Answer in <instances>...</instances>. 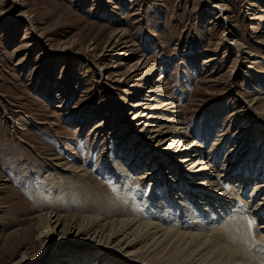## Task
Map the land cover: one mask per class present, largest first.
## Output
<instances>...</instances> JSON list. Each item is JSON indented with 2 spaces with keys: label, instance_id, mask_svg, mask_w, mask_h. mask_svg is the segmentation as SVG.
<instances>
[{
  "label": "rangeland",
  "instance_id": "obj_1",
  "mask_svg": "<svg viewBox=\"0 0 264 264\" xmlns=\"http://www.w3.org/2000/svg\"><path fill=\"white\" fill-rule=\"evenodd\" d=\"M143 111L182 124L196 146L178 156L202 155L232 186L245 177L237 195L262 202L264 0H0V264L74 260L77 242L39 236L55 202L109 222L126 190L185 193L198 166L153 141Z\"/></svg>",
  "mask_w": 264,
  "mask_h": 264
},
{
  "label": "bare ground",
  "instance_id": "obj_2",
  "mask_svg": "<svg viewBox=\"0 0 264 264\" xmlns=\"http://www.w3.org/2000/svg\"><path fill=\"white\" fill-rule=\"evenodd\" d=\"M148 92L155 94L154 87H150ZM151 100L156 99L144 101L149 103ZM166 103L164 107L170 105ZM141 105L144 106L141 103L132 107ZM144 108L149 111L162 109L153 103L145 104ZM151 113H136L135 117L140 121L137 124L146 126V132L150 127L152 140L160 141L161 147L171 150L175 144L180 147L181 149L174 146L176 148L173 154L177 157L179 166L184 163H191L194 168L198 166L191 175L200 174L197 177L201 180L190 177L189 174L187 177L190 178L185 180L191 184L188 189L182 185L186 191L178 194L179 199L177 196L169 198L173 187L168 190L159 189V192L145 201L126 192L127 190L125 194H116L114 209L120 204L116 210L120 215L109 222H106L108 217L101 219L96 215L65 216L55 202L52 206L48 205L43 213L39 211L40 224L37 228L42 232L39 236L46 234V237L53 238L58 235L61 240L66 238L78 243L77 252L65 255L67 260H74L61 264H89L98 256H101L100 259L105 264H264V220L261 219L264 200L251 209L248 202L237 195H242L246 189L245 183L248 180L245 177L240 183L241 177L237 176L238 184L232 186L230 177L234 173L215 172L214 165L204 161L202 155L196 153L193 157L178 156L182 151H193L196 142L181 136L182 128H177L183 127L182 124L176 122L175 125L171 119L168 121L169 126H158L154 121L156 117ZM253 115L258 122L264 124V119L256 113ZM144 117L147 119L141 122ZM166 151L170 152L169 149ZM156 153L154 151L151 154L154 161L158 156ZM213 173L215 174L211 175ZM261 190L262 184L256 187L249 202H254L250 199H255ZM178 200V204L173 203ZM198 205H203L198 207L201 210L199 213L196 210Z\"/></svg>",
  "mask_w": 264,
  "mask_h": 264
},
{
  "label": "snow or ice",
  "instance_id": "obj_3",
  "mask_svg": "<svg viewBox=\"0 0 264 264\" xmlns=\"http://www.w3.org/2000/svg\"><path fill=\"white\" fill-rule=\"evenodd\" d=\"M249 223H251V222H249Z\"/></svg>",
  "mask_w": 264,
  "mask_h": 264
}]
</instances>
